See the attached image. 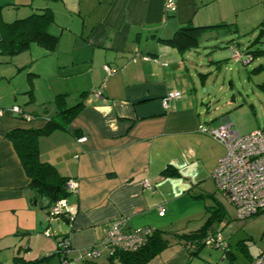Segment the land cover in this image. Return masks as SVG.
I'll list each match as a JSON object with an SVG mask.
<instances>
[{
  "label": "crops",
  "instance_id": "1",
  "mask_svg": "<svg viewBox=\"0 0 264 264\" xmlns=\"http://www.w3.org/2000/svg\"><path fill=\"white\" fill-rule=\"evenodd\" d=\"M239 2L176 0V12L165 14V0H0V109L17 106L30 117H0V262L49 256L40 264H59L55 252L63 237L70 243L68 257L76 258L99 244L117 218L127 220L126 233L176 231L192 220L190 210L201 200L221 201L211 173L224 147L198 128L215 129L229 119L213 123L208 105L201 110L206 100L197 93L188 55L159 40L184 27L229 30L227 18L242 9ZM46 10L52 13L45 30L57 38L54 48L31 43L10 54L2 46L6 25ZM227 48L230 62L250 63L231 59L230 50H239L233 41ZM169 92L181 97L164 108ZM83 93V107L65 129L38 138L39 160L79 185L66 199L71 214L51 218L48 199L30 187L6 135L41 129L55 115L56 96L64 95L72 107ZM259 129L264 125L249 133ZM167 168L180 177H161ZM236 234L225 239V253L173 241L146 264H250L264 249V233L253 251L242 238L231 247Z\"/></svg>",
  "mask_w": 264,
  "mask_h": 264
},
{
  "label": "rangeland",
  "instance_id": "2",
  "mask_svg": "<svg viewBox=\"0 0 264 264\" xmlns=\"http://www.w3.org/2000/svg\"><path fill=\"white\" fill-rule=\"evenodd\" d=\"M239 3L242 9L231 12L227 18L226 23L233 24L231 29L201 33L198 46L186 55L190 69L196 74L197 93L206 100L201 110L205 111L208 105L213 123L228 117L232 129L245 136L257 124L264 125V67H260L264 66V55L254 57L248 65L234 64L228 59L227 46L232 40L242 55L245 51L264 50V0H240ZM202 81L204 87H201ZM217 194L221 201L204 198L198 208L190 210L192 220L176 231L188 233L208 223L224 239L229 240L232 233H237L230 239L231 247L242 238L246 248L255 250L264 233V213L238 219L234 206L220 192ZM104 254L97 259L100 264L105 261Z\"/></svg>",
  "mask_w": 264,
  "mask_h": 264
},
{
  "label": "trees",
  "instance_id": "3",
  "mask_svg": "<svg viewBox=\"0 0 264 264\" xmlns=\"http://www.w3.org/2000/svg\"><path fill=\"white\" fill-rule=\"evenodd\" d=\"M51 20L52 13L46 10L41 15H35L24 20H18L7 24V39L2 41V46H4L10 54H17L27 50L31 43H38L45 45V47L48 46L49 49H53L57 42V38L48 34L45 30L46 25L51 22ZM230 26L231 25H227V27ZM204 29L208 28H180L171 38L159 41L163 45L174 48L180 53H185L198 46L199 37ZM250 53L247 52L243 54V56L240 52L242 60L250 57L251 60L249 62H252L254 57L264 55V50H256ZM84 95V93L81 94V100H79V102L72 107L66 106L64 95L56 96L53 101L56 108L55 115L50 118L41 129L14 130L6 135V137L13 144L25 175L29 179L30 187L48 199V215L49 208L54 203L62 199L66 200L71 194L66 190V183L69 179L60 176L54 167L46 163H42L39 160L38 138L47 136L57 129L64 130L66 124L71 120L72 116H74L77 111L83 107L82 99ZM161 177L179 178L180 175L175 169L167 168L161 173ZM57 217H64V215L53 216L51 218ZM214 231L215 230H213L208 223L200 229L189 233L153 230L146 239V243L141 248L130 252L116 250L112 255L107 257L105 264H146L168 248L173 241L182 243L185 247H189V249L193 248L196 250L199 247L204 246L203 241L206 234ZM63 239L68 238L63 237L58 240L55 252V255H57L60 259L59 264H62L64 260L72 261L75 259L68 257L70 251H61L60 243ZM192 252L194 251H191V253ZM48 258L49 256L32 262L19 259L17 264H40L46 262ZM82 263L100 264L97 262V259L82 261Z\"/></svg>",
  "mask_w": 264,
  "mask_h": 264
},
{
  "label": "built area",
  "instance_id": "4",
  "mask_svg": "<svg viewBox=\"0 0 264 264\" xmlns=\"http://www.w3.org/2000/svg\"><path fill=\"white\" fill-rule=\"evenodd\" d=\"M164 12L165 14H174L176 12V0H165ZM230 52V57L234 62L241 61L246 64L251 60L250 57L242 60L240 52L235 48H232ZM104 69L106 72L112 73V70L108 67ZM95 96L99 97V92H96ZM180 97V92H169L162 100L163 107L167 108L170 102ZM7 115L21 116L25 119L30 118L23 115L21 109L17 106L8 110L0 109V117ZM198 131L224 147V154L218 160L211 177L218 191L236 209L237 218L247 219L264 213V129L240 136L232 129L229 120H225L215 129L199 126ZM85 140V138H81L78 142L83 143ZM78 187L76 180L69 179L66 183V190L71 195L77 194ZM67 214H71V210L65 199L57 201L49 208L50 217L66 216ZM163 214L164 212L161 208L159 215L163 216ZM126 221L122 217L113 220L105 238L99 244L79 251L74 260H64L62 264L95 260L103 253L110 256L116 250L130 252L141 248L153 230L140 228L126 233L124 231ZM203 245L222 252L227 250V243L220 231L208 232L204 238ZM60 248L61 251H70L69 240L63 239L60 243ZM0 264L5 263L0 262ZM250 264H264V249L258 251L257 256Z\"/></svg>",
  "mask_w": 264,
  "mask_h": 264
}]
</instances>
